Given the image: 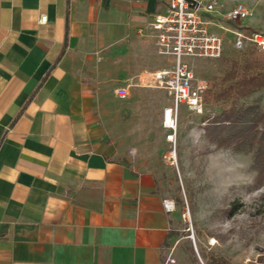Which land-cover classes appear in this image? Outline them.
<instances>
[{"label": "crops", "instance_id": "0c3cea01", "mask_svg": "<svg viewBox=\"0 0 264 264\" xmlns=\"http://www.w3.org/2000/svg\"><path fill=\"white\" fill-rule=\"evenodd\" d=\"M167 4L0 0V264H187L133 119L160 89L114 95L171 65L137 33Z\"/></svg>", "mask_w": 264, "mask_h": 264}, {"label": "rangeland", "instance_id": "374dc122", "mask_svg": "<svg viewBox=\"0 0 264 264\" xmlns=\"http://www.w3.org/2000/svg\"><path fill=\"white\" fill-rule=\"evenodd\" d=\"M220 2V11L210 14L208 19L213 22L210 31L224 41L222 55L217 59L187 58L196 80L204 82L213 92L229 83L223 78L233 62L237 63L239 71L245 58L256 51L261 52L254 47L235 49L229 30L238 27L264 33V0ZM238 2L248 8L249 16L236 24L227 23L222 13ZM158 58L162 66L169 65L166 57ZM137 82V78L127 81L131 93L139 88ZM139 90L149 98L153 92L159 94L156 106H151L154 101L150 99L145 106H136L133 119L144 124L143 135L148 132L152 135L151 139H145L151 153L144 161L145 167L152 172L160 197L173 205L175 246L182 249L186 263L256 264L264 259V181L255 180L256 172L251 168L252 153L237 150L233 145L219 146L206 133L212 119L223 108L229 107L231 100L207 101L203 94L201 114L181 105L176 142L172 144L166 141V131L160 119L154 116V110L170 103L169 98L162 90ZM242 104L254 108L257 113L262 112L264 88L240 98L238 105ZM130 116L128 111L122 113L121 124L128 122Z\"/></svg>", "mask_w": 264, "mask_h": 264}, {"label": "built area", "instance_id": "2783aa9c", "mask_svg": "<svg viewBox=\"0 0 264 264\" xmlns=\"http://www.w3.org/2000/svg\"><path fill=\"white\" fill-rule=\"evenodd\" d=\"M222 8L220 0H168L163 13L155 14L152 20L137 30L138 35L147 36L149 30L155 40L156 52L160 56L172 58L169 67L143 75L137 85L163 90L170 103L162 110L161 126L166 131L167 142L175 144L177 135L178 113L181 105L197 114L203 112L202 96L207 86L197 81L189 57L217 59L224 49V41L220 35L210 31L213 24L208 19L212 13ZM224 21L236 24L249 16V10L243 3H235L232 8L222 13ZM41 22L46 16H41ZM232 45L237 50L254 47L264 52V33L247 31L243 28L229 30ZM126 86L114 90V95L124 99L129 95ZM174 151L171 152L172 159ZM171 204V202H168ZM172 205V204H171ZM172 251L168 252L164 264H175Z\"/></svg>", "mask_w": 264, "mask_h": 264}, {"label": "trees", "instance_id": "16d2710c", "mask_svg": "<svg viewBox=\"0 0 264 264\" xmlns=\"http://www.w3.org/2000/svg\"><path fill=\"white\" fill-rule=\"evenodd\" d=\"M255 51V50H254ZM238 71L237 63L224 76L229 82L225 87L213 92L204 91L207 101H230L206 128L211 141L219 146L233 145L235 149L252 153L251 168L256 172V182L264 181V110L257 113L247 105H238V100L261 88H264V52H255L245 58ZM256 264H264V259Z\"/></svg>", "mask_w": 264, "mask_h": 264}, {"label": "bare ground", "instance_id": "6f19581e", "mask_svg": "<svg viewBox=\"0 0 264 264\" xmlns=\"http://www.w3.org/2000/svg\"><path fill=\"white\" fill-rule=\"evenodd\" d=\"M173 154V153H172ZM175 156V155H174Z\"/></svg>", "mask_w": 264, "mask_h": 264}]
</instances>
